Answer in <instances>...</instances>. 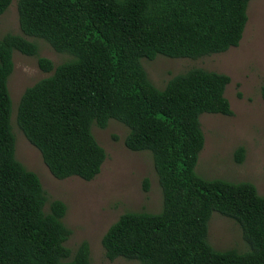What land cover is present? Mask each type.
<instances>
[{
	"label": "trees",
	"instance_id": "obj_1",
	"mask_svg": "<svg viewBox=\"0 0 264 264\" xmlns=\"http://www.w3.org/2000/svg\"><path fill=\"white\" fill-rule=\"evenodd\" d=\"M249 0H17L20 35L0 37V264H89L81 241L70 252L65 205L52 200L43 211L37 176L15 160L6 79L11 53L36 57L25 37L72 56L51 74L26 87L14 123L39 153L49 174L91 181L105 159L90 127L112 119L127 133L124 147L148 151L161 195L157 213L124 212L104 231L100 246L109 262L138 264H264V196L248 182L204 179L194 172L203 146L201 114L230 117L225 74L190 68L161 89L147 78L140 60L156 56L199 59L238 45ZM10 0H0V15ZM264 104V82L259 86ZM243 148L232 153L236 164ZM148 181L142 180L147 191ZM216 212L235 222L244 252L215 250L206 240Z\"/></svg>",
	"mask_w": 264,
	"mask_h": 264
},
{
	"label": "rangeland",
	"instance_id": "obj_2",
	"mask_svg": "<svg viewBox=\"0 0 264 264\" xmlns=\"http://www.w3.org/2000/svg\"><path fill=\"white\" fill-rule=\"evenodd\" d=\"M16 3L17 0H10L0 15V37L5 34L22 36L17 25ZM24 38L36 46L38 57L50 60L54 67L72 59L66 53L52 51L41 39ZM36 57H27L17 51L11 53L12 70L6 79V88L11 106L14 158L24 169L37 176L44 191V212H47V205L52 200L65 205L61 222L70 234L63 245L70 252L85 241L89 248V264H138L122 258L107 261L100 238L124 212L160 211L161 195L151 154L148 151L127 150L123 145L127 129L110 119L102 129L93 124L90 127L94 140L105 153L99 173L87 182L75 177L63 180L53 178L39 153L25 140L14 123L15 107L22 91L51 74L37 68ZM140 64L148 80L158 89L171 76L190 68L228 76L224 97L232 115L199 116L203 146L198 153L194 172L204 179L251 183L257 193L264 196V104L259 95V86L264 82V0H249L247 3L246 23L236 47L195 60L156 56L151 61L141 59ZM237 147L244 151L239 164L232 159ZM144 178L148 181L146 192L142 190ZM206 240L219 251L233 249L241 253L247 250L238 225L216 212L210 214L207 222Z\"/></svg>",
	"mask_w": 264,
	"mask_h": 264
}]
</instances>
